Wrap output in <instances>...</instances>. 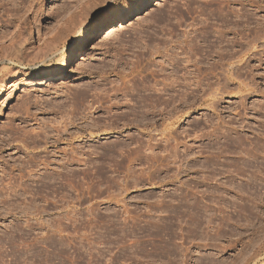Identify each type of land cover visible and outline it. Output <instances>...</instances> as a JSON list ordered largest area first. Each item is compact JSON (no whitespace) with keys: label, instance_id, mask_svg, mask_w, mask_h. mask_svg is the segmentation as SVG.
Listing matches in <instances>:
<instances>
[{"label":"rangeland","instance_id":"1","mask_svg":"<svg viewBox=\"0 0 264 264\" xmlns=\"http://www.w3.org/2000/svg\"><path fill=\"white\" fill-rule=\"evenodd\" d=\"M144 2L0 0V59L21 46L28 60L25 68L0 60V145L11 144L0 150V187L27 153L46 149L3 127L51 131L82 91L106 100L91 109L97 123H81L94 137L59 142L81 147V160L65 168L75 177L34 166L22 188L0 190V264H264V0H158L139 18ZM79 12L87 14L77 35L45 59L44 43ZM117 12L133 17L93 47ZM79 36L90 46L68 77L32 85ZM119 84L138 89L115 97ZM138 90H155L142 109L160 122L149 114L145 123H105L114 100L125 105L112 113L134 116ZM152 99L162 100L157 109ZM109 126L113 133L100 134Z\"/></svg>","mask_w":264,"mask_h":264},{"label":"bare ground","instance_id":"2","mask_svg":"<svg viewBox=\"0 0 264 264\" xmlns=\"http://www.w3.org/2000/svg\"><path fill=\"white\" fill-rule=\"evenodd\" d=\"M158 0H146V2L143 3V5L138 9V11L136 12L135 15H143V13H145L146 11L149 10L150 7H152L155 3H157ZM94 3V2H93ZM87 4V3H86ZM101 4V3H100ZM93 5V4H92ZM92 5L90 7H92ZM94 5H98L97 2L94 3ZM88 6V4H87ZM83 11H86V10H83ZM89 12V11H88ZM85 14L87 13H84V12H79L78 14V18H74V17H70L69 20L65 23V25L63 26H60L61 28H57L58 30H56V32L52 35V37L50 38V40L48 39L46 43H44L45 45L42 46V51L44 53V57L45 59L50 57L51 53L55 52V50L58 49V46L61 44V43H64L66 41H68L69 38H71L72 36H76L77 35V29L81 26V23L83 21V19L85 18ZM90 15V14H89ZM142 15L139 17L141 18ZM88 16V15H87ZM131 17H133L132 13L131 14H125L123 12H117V13H112L109 15V26L107 28H105L102 32V34L100 36H98L96 39L92 40V42L90 44L93 43V47H97L98 44L100 43H103L105 42L110 36H112L113 34H115L118 29H119V26L122 25L124 22H127ZM87 19V18H86ZM85 19V20H86ZM1 23V22H0ZM83 24V23H82ZM1 26H3V24H1ZM80 31V30H79ZM80 37V36H79ZM80 40H74V42L72 44H70L65 53L63 55H61L60 57V60H59V64L57 65H54V66H51L50 68H46L44 71H41L38 75L36 74L35 77L31 78V83L32 85H36V84H42V83H46L48 82V80L50 81H55L56 79H62V78H67L68 75H69V66L70 64L73 62L74 58H76L79 54V52H83L84 48L86 49L88 46H90V44L87 45L85 39L83 37H80L79 38ZM22 43V42H21ZM18 48L17 51H15L16 53L13 52L12 55H9V56H6L5 58H1L0 60L4 61V62H7V61H11V63L15 62L17 63V65H21V67L25 68L26 67V61L27 60V57L25 58V56H23V54H21L22 52V47L19 46V47H16ZM59 50V49H58ZM41 51V50H40ZM38 50V52H40ZM20 53V54H19ZM11 54V53H10ZM42 54V53H41ZM42 57V55H41ZM30 61V60H29ZM189 61V59L187 60V62ZM186 66V65H185ZM200 66V65H199ZM56 67H58V70H54L56 69ZM174 67V65H173ZM162 69V68H161ZM18 70V69H17ZM52 70V73H50L49 75L46 73L47 71H51ZM152 70V69H151ZM155 71V69H153ZM188 70V69H187ZM186 70V71H187ZM22 72L24 73V75L26 77H31V73L28 72V71H24V70H21L19 69L17 72ZM157 71V70H156ZM190 72V71H189ZM192 72V71H191ZM200 72V68H199V71ZM202 72V71H201ZM10 73V72H9ZM187 73V72H186ZM43 75V76H42ZM172 75V74H171ZM199 76L201 75L200 73L198 74ZM185 76V75H184ZM183 76V77H184ZM188 76V75H186ZM185 76V77H186ZM198 77V76H197ZM47 78V80H45ZM146 78V77H145ZM170 78V77H169ZM202 78H205V76H203ZM106 79V78H105ZM185 79V78H184ZM141 80V79H140ZM147 80V79H146ZM168 80V79H167ZM201 80V79H199ZM3 79H0V90H2V84H3ZM109 81V80H108ZM112 81V79L110 80ZM175 81V80H174ZM177 81V80H176ZM114 82V81H113ZM149 82V81H148ZM158 82V81H157ZM156 82V83H157ZM162 82V81H161ZM171 82H173V79H171ZM188 82V81H187ZM190 82V81H189ZM200 83L202 82L199 81ZM198 82V83H199ZM203 82H204V79H203ZM202 82V83H203ZM126 83V82H125ZM199 83V84H200ZM201 83V84H202ZM111 84V83H110ZM127 84V83H126ZM134 84L136 85V83L134 82ZM140 84V83H139ZM138 84V85H139ZM142 84V83H141ZM165 84V83H164ZM172 86L174 83H171ZM188 84V87L191 85L190 83H186ZM190 84V85H189ZM200 84V85H201ZM205 84V83H203ZM133 85V84H132ZM144 85V83L142 84ZM141 85V86H142ZM151 85V84H150ZM150 85H149V88H148V84H147V88L150 89ZM167 85V84H166ZM198 85V84H197ZM198 85V86H200ZM115 87V85H112ZM111 86V87H112ZM121 84H119L118 86H116L115 88L113 87V90L111 89H108L107 88V92L109 91L110 93V90L111 91H114V94L115 97H117V95L119 94V91L121 90L120 88ZM137 86V85H136ZM168 86V85H167ZM125 87V86H123ZM127 88H122L124 90V92L126 93V91H131V90H134L135 87L133 88L132 86L129 88L128 86H126ZM138 87V86H137ZM143 87V86H142ZM139 86V88H142ZM146 87V86H145ZM152 87V86H151ZM154 87V85H153ZM187 87V85H186ZM202 87V86H201ZM200 87V89H201ZM204 87V86H203ZM202 87V88H203ZM158 88V87H157ZM205 88V87H204ZM138 89V88H137ZM135 89V90H137ZM144 89V88H143ZM142 89V90H143ZM154 89V88H153ZM164 89V88H163ZM171 89V88H169ZM168 89V90H169ZM122 90V91H123ZM141 90V89H140ZM145 92H146V88L144 89ZM157 91V89H155ZM155 90H152L155 92ZM159 90V89H158ZM203 90V89H202ZM88 91V90H87ZM87 91H82V93L80 94V96L78 97L76 95L75 97V104H72L71 107L69 109H67V111L65 109H63L65 111V114L62 116V118L60 120H58L57 122H54L55 124L51 125L50 128H51V131H49V129L47 127H41L39 130L37 131H28V130H25L23 129L22 125L18 124V125H11L10 127H3V132L7 133V132H10L12 135H14L13 133L18 134L19 136L21 135L22 137V140L24 143H28L29 144V140L28 139H32V141L35 143V146H41V145H45V150L43 151L44 154H41V153H33V155H29V153L26 154V158H22L21 159V165L17 167V171L18 172H15L14 169H11L9 171H6L5 172V176H8L10 178V180L8 181V184H6V186L8 188H15V187H21V184H24V183H27L30 179H32V176L34 173H38V170L34 167V166H38V167H42L41 165H43V167L45 168V172H44V175L45 174H49L50 172L48 171H55L56 173L58 174H61L63 175V172H65L66 174H69L70 171H71V175H73L74 177L76 176L75 175V169L73 170L71 167V170L70 169H65V168H68L70 167L72 164H75V163H78V161H80L81 159V152H80V149L81 147L80 146H75L74 143L71 144V146H69V148H66V147H60L59 148V142L65 138L69 139V140H72V139H79V138H82L83 136H85V133L88 131V134H90V136H93L94 137V131H92V129L89 130L88 127H86L85 125H81V123H97V121H95L94 117H92L91 121H88L89 120V116L91 114V116H93L92 114V108H94L93 106L95 105L94 102L98 101V106L101 104V105H104L103 103L106 101L104 98V96H101V97H104L103 99L104 100H99L98 98L95 99V98H90L89 97V93ZM120 91V94L121 92ZM107 92H105L107 94ZM134 92V91H133ZM132 92V93H133ZM144 92V91H143ZM142 93L141 91L138 90L137 92V97L134 96V98H136L135 100L139 101L140 105L139 106V109H133V115L134 116H130L132 115L129 111L128 112H120L119 114L117 113H112V111L114 112L113 110V104H117L119 103V106H123L125 105L124 102H121V101H113V103L110 105H108V114L111 115V119L108 120V122H105V123H110L109 125L111 126V124L113 123H124L125 126L128 125V123H145V119L147 120L148 119V116L150 114V123H158V121L160 122V119L158 118L157 116V113L156 111L153 109V110H144L142 109V103H147V100L153 98L151 97V95L154 94V92L151 93V91H149L148 93L145 94ZM166 92V90H165ZM104 93V94H105ZM136 93V92H135ZM159 93V92H158ZM157 93V96L160 95V93L158 94ZM186 93V92H185ZM112 94H108L109 95V99H112L113 95ZM127 94V93H126ZM92 95V94H91ZM123 95V94H122ZM125 95V94H124ZM150 95V96H149ZM156 95V94H154ZM163 95V94H162ZM172 95V94H171ZM187 95V93H186ZM185 95V96H186ZM94 96V94H93ZM78 97V98H77ZM170 97V96H169ZM155 98V97H154ZM157 98V97H156ZM159 98V96H158ZM162 98V97H160ZM166 97L162 98L165 100ZM173 98V96H172ZM171 98L170 101H173ZM183 98V96H182ZM181 98V99H182ZM117 99V98H116ZM169 99V98H168ZM167 99V100H168ZM108 100V99H107ZM148 100V101H149ZM153 100V107L155 109H157V101L156 99H152ZM155 100V101H154ZM180 100V99H179ZM26 103H25V107L24 109L21 111L22 114L19 116V119L21 120L20 123L22 122H25L26 119L29 117V112H28V107L27 105L29 104V101L26 99ZM111 102V100H109ZM159 101H162L159 99ZM158 101V102H159ZM169 101V100H168ZM166 101V104H169L170 101L168 102ZM183 101V100H182ZM181 101V102H182ZM185 101V100H184ZM95 102V103H96ZM168 102V103H167ZM176 101H173L172 103H174ZM186 102V101H185ZM188 102V101H187ZM186 102V103H187ZM108 103V101H107ZM138 103V102H137ZM161 102H159L160 104ZM164 103V102H163ZM171 103V105H172ZM134 104V103H133ZM149 104V103H147ZM165 104V103H164ZM101 105L99 107H101ZM118 105V104H117ZM137 105V106H138ZM175 103H174V107H175ZM136 106V107H137ZM147 106V105H146ZM145 105L143 107H146ZM163 106V104H162ZM178 106V105H177ZM191 106V105H190ZM97 107V106H95ZM104 107V106H102ZM106 107V108H107ZM148 107V106H147ZM152 108V106H150ZM149 107V108H150ZM161 107V106H160ZM189 107V106H188ZM105 108V107H104ZM162 108H165L164 106ZM161 108V109H162ZM177 108V107H175ZM171 109V108H170ZM60 109V112L63 111ZM105 110V112H107ZM160 110V109H159ZM157 110V111H159ZM172 110V109H171ZM169 110V112L171 111ZM116 111V110H115ZM165 111H168V109H165ZM173 111V110H172ZM168 112V113H169ZM130 113V115H129ZM159 113V112H158ZM24 114L26 116H24ZM159 115V114H158ZM109 117V116H108ZM164 118V117H163ZM149 121V120H148ZM148 121L146 123H148ZM16 123V122H15ZM58 123V124H56ZM115 125V124H114ZM130 125V124H129ZM109 126V127H110ZM114 127V126H113ZM117 129L119 128L118 126H116ZM124 127V126H123ZM115 128V127H114ZM114 128H107L106 129H103L101 130L102 132L100 134H109V133H113L114 132ZM101 129V128H100ZM156 130V129H155ZM20 132V134H19ZM52 132V134L50 135V133ZM79 133V134H78ZM63 136H66L63 138ZM3 140H6V142L2 143L0 145V150L1 149H5L6 145H11L9 140L5 139V138H2ZM50 145L51 147H53V149L51 150V147L48 149L47 146ZM18 148H24V150L27 151L28 148H25L27 146V144H21V145H16ZM111 150V148H110ZM82 151V150H81ZM109 151V150H108ZM51 157V159H49ZM52 164V165H51ZM57 166V167H56ZM42 167V168H43ZM60 167V169H59ZM67 170V171H66ZM71 184H73L72 186H76L78 184V181H75L73 180L71 182ZM1 185V183H0ZM6 186L4 185L0 187V190H2V188H6ZM252 187V186H250ZM22 188V187H21ZM253 188V187H252ZM260 205V204H259ZM258 251V250H257ZM259 257L258 253H253L251 255H249L248 257V261H253L255 259H257ZM257 261V260H256ZM253 264H258L257 262L253 263Z\"/></svg>","mask_w":264,"mask_h":264},{"label":"snow or ice","instance_id":"3","mask_svg":"<svg viewBox=\"0 0 264 264\" xmlns=\"http://www.w3.org/2000/svg\"><path fill=\"white\" fill-rule=\"evenodd\" d=\"M134 6V4H133V0H129V7L131 8V7H133Z\"/></svg>","mask_w":264,"mask_h":264}]
</instances>
